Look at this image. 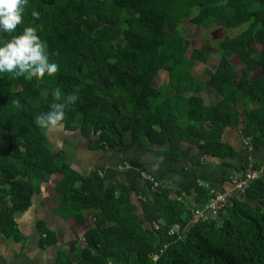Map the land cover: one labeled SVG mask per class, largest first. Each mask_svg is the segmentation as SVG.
<instances>
[{
    "label": "trees",
    "instance_id": "obj_1",
    "mask_svg": "<svg viewBox=\"0 0 264 264\" xmlns=\"http://www.w3.org/2000/svg\"><path fill=\"white\" fill-rule=\"evenodd\" d=\"M186 20L226 34L238 30L216 42L212 87L219 101L206 103V84L193 74L209 56L198 48L190 53ZM28 26L37 28L59 71L31 81L0 74V235L26 241L18 214L60 175L58 214L83 224L92 211L94 226L77 262L60 250L56 264H264V175L233 197L225 212L198 221L183 202L169 199V191L150 188L142 200L147 225L127 187L108 185L98 172L74 170L64 150L54 152L48 130L34 123L59 88L62 97L77 96L63 127L91 139L95 151L155 144L171 155L187 144L201 156L228 159L238 154L227 137L232 132L238 142L264 148V0H28L23 23L11 35L0 32V46ZM161 73L168 80L157 86ZM252 163L261 170L256 162L243 169ZM201 195L206 205L209 190ZM40 225L42 245H57L56 233ZM175 226L180 233L171 235Z\"/></svg>",
    "mask_w": 264,
    "mask_h": 264
},
{
    "label": "crops",
    "instance_id": "obj_2",
    "mask_svg": "<svg viewBox=\"0 0 264 264\" xmlns=\"http://www.w3.org/2000/svg\"><path fill=\"white\" fill-rule=\"evenodd\" d=\"M227 137L238 149V154L228 159L201 156L200 149L191 148L187 144L183 146V153L182 149H176L171 155L164 152L166 148L163 146L151 144L149 148H142L132 144L125 148L92 151L89 159H93V162L87 165L91 169L83 164L80 172L85 174L87 171L84 176H92L98 172L104 176L108 185H116V188L127 187L126 192L131 203L136 206V213L147 225L149 223L142 208V200L145 199L143 191L150 193V188L154 192L160 190L155 189L153 182L143 178L145 171L162 184V189L170 192V200L181 201L193 211L201 210L207 218L215 217L204 209L205 198L201 195L203 188L200 183H209L233 197H242L243 193L232 183L233 176L245 171L243 168L251 161L264 169V148L256 150L249 142H238L237 132H232ZM123 149L132 151L123 154ZM96 157L100 158L99 161L94 159ZM56 201L51 203L43 189L35 198L33 206L17 216L19 229L26 236V241L17 242L0 235V264H56L60 250L68 252L73 261L77 262L79 251L87 245L85 234L94 226V213H86V222L83 224L88 226L86 230H80L79 225L83 224H79L74 218L65 221L58 214L54 206ZM41 222H45L48 228L56 233L57 245H42L44 229L40 225Z\"/></svg>",
    "mask_w": 264,
    "mask_h": 264
},
{
    "label": "clouds",
    "instance_id": "obj_3",
    "mask_svg": "<svg viewBox=\"0 0 264 264\" xmlns=\"http://www.w3.org/2000/svg\"><path fill=\"white\" fill-rule=\"evenodd\" d=\"M27 6L28 0H0V32L8 35L14 33L23 23ZM31 16L33 20L40 19L37 11H32ZM39 29L43 30L42 24ZM58 71L59 65L50 61L47 43L40 38L36 27H25L22 34L12 36L0 46V74H10L13 78L23 77L31 81L34 78L42 80L46 75L52 77ZM52 96L54 102L49 111L37 116L34 121L36 126L50 132L63 129L66 109L77 100L74 94L62 97L59 88L53 90ZM12 103L17 108L21 107L19 100Z\"/></svg>",
    "mask_w": 264,
    "mask_h": 264
},
{
    "label": "rangeland",
    "instance_id": "obj_4",
    "mask_svg": "<svg viewBox=\"0 0 264 264\" xmlns=\"http://www.w3.org/2000/svg\"><path fill=\"white\" fill-rule=\"evenodd\" d=\"M183 25H184L186 37L192 41L190 53L194 48H198V49H202L206 53V55L209 56V62L202 63L201 61H199V63H196L193 68L194 76L202 79L206 84V91L203 94L205 101L207 103H210L212 100L219 101L220 96H218V94L215 93V90L212 87V75L214 73V70L216 69V66L219 63V52L217 50L216 42L222 40L226 35L235 37L238 34V30H232L226 34L225 29L222 27L212 26V28L210 29H203L192 24L190 20H186V22H184ZM233 62L241 71L242 65L239 63L238 56L235 57ZM261 72L262 70L259 69L253 74V76L257 78L261 74ZM167 80H168L167 73H161L157 81V86H161L162 83H164V81ZM68 134L69 132L64 127L60 131H54V132L48 131V137L50 139L51 146L54 149V152H61L64 150L68 159V163L71 165L72 168H74V170L78 171L79 173H82L80 172V168H82L83 164L86 168L91 169L87 167L88 164L91 165V163L93 162V159H89V157L90 155H92V151L98 152L90 148L91 146L90 144L92 140L82 137L78 132H73L72 135L71 134L68 135ZM128 151H132V150L123 149V154L124 152H128ZM130 158L132 157H128V159ZM94 159L96 161H99L100 158L96 157ZM84 173L85 174L82 175H86L87 171ZM60 178H61L60 175H54L52 176L50 182L44 183L42 185V190L45 189L47 198L51 200V203L53 200H57V195L55 193V184L59 181ZM56 204L57 201L54 204V206L55 208H58V205L56 206ZM40 209L41 208H37V210ZM63 220L67 221L69 219L63 218ZM87 226H88L87 224L79 225V229L86 230Z\"/></svg>",
    "mask_w": 264,
    "mask_h": 264
},
{
    "label": "built area",
    "instance_id": "obj_5",
    "mask_svg": "<svg viewBox=\"0 0 264 264\" xmlns=\"http://www.w3.org/2000/svg\"><path fill=\"white\" fill-rule=\"evenodd\" d=\"M254 162V161H251ZM254 164H250V168L248 170L242 171L237 173L236 175L233 176L232 178V183L234 184L235 188L242 193H245L249 187L251 186L252 182L255 181L256 179L262 177L264 175V169L261 168V170H255ZM143 178L145 180H149L153 182L155 189H159L160 187L163 188L162 184L158 182L154 176L148 174V173H143L142 174ZM200 187L209 190L211 198L209 202L204 206V209L206 211H209L211 215L213 216H219L221 213L225 212L227 207L231 203V199L233 196L225 192L223 190L216 189L214 186H212L209 183H200ZM194 220H204L207 219L203 211L197 210L194 211ZM157 229L159 227L157 226ZM180 233V228L178 226H175L171 231V235L179 234Z\"/></svg>",
    "mask_w": 264,
    "mask_h": 264
},
{
    "label": "flooded vegetation",
    "instance_id": "obj_6",
    "mask_svg": "<svg viewBox=\"0 0 264 264\" xmlns=\"http://www.w3.org/2000/svg\"><path fill=\"white\" fill-rule=\"evenodd\" d=\"M69 134H71V135H72V134H73V132H69ZM69 134H68V135H69Z\"/></svg>",
    "mask_w": 264,
    "mask_h": 264
}]
</instances>
